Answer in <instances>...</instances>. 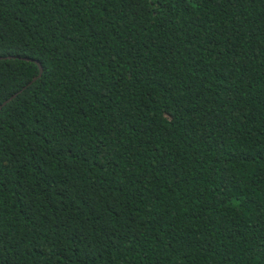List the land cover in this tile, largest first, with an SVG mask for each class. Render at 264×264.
Segmentation results:
<instances>
[{
	"label": "trees",
	"instance_id": "16d2710c",
	"mask_svg": "<svg viewBox=\"0 0 264 264\" xmlns=\"http://www.w3.org/2000/svg\"><path fill=\"white\" fill-rule=\"evenodd\" d=\"M0 59V264H264V0H0Z\"/></svg>",
	"mask_w": 264,
	"mask_h": 264
},
{
	"label": "water",
	"instance_id": "95a60500",
	"mask_svg": "<svg viewBox=\"0 0 264 264\" xmlns=\"http://www.w3.org/2000/svg\"><path fill=\"white\" fill-rule=\"evenodd\" d=\"M6 58H4L5 60ZM2 60V59H0ZM37 64V63H36ZM38 68H39V72L41 73V67L39 64H37ZM25 89V88H24ZM17 94L16 95H13L11 98H9L8 100H6L5 102H3L1 105H0V111L3 107H5V105H7L11 100H13L14 98H16Z\"/></svg>",
	"mask_w": 264,
	"mask_h": 264
}]
</instances>
